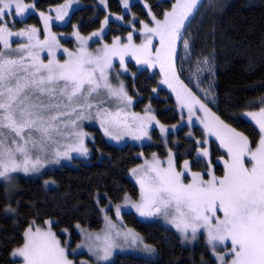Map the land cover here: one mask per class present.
<instances>
[{"label": "snow or ice", "instance_id": "1", "mask_svg": "<svg viewBox=\"0 0 264 264\" xmlns=\"http://www.w3.org/2000/svg\"><path fill=\"white\" fill-rule=\"evenodd\" d=\"M74 3L76 0H68L57 8L55 19L65 22ZM124 3L127 7L128 0ZM200 3L201 0H176L171 11L164 13L163 20L152 16L154 26L143 24L142 35L146 39L140 45L133 43L132 33H129L127 43H121V37H116L111 45L104 44L95 53H90L87 50L89 41L100 36L103 28L88 38L77 32L76 39L81 47L77 52L64 49L68 59L63 63L56 59L60 45L51 32L52 17L40 13L44 21L43 40L39 39L35 27L13 32L6 23H0V181H8L13 174L20 172L25 175L38 173L48 163H59L61 158L72 159V153L86 156L89 151L84 143L87 133L81 124L92 119L94 109L106 135L116 140L122 138V133L132 134L136 139L147 136L146 121L154 120V116H140L119 108L113 112L103 107L113 100L125 106L132 104L123 82L115 87L109 78L113 59L118 57L123 68L125 57L130 54L137 64L159 65L164 75L162 83L176 93L181 109L187 108L190 120L199 106L204 113L201 123L205 131L220 141L229 157L224 162L223 177L218 178L209 171L207 180L204 179L205 173L191 172L187 160L184 170L177 171L171 154L167 168L162 167L159 160L151 164L146 162L148 173L137 180L140 200L131 203L130 207L143 218L164 216L185 240L189 231L195 239L203 229L220 264H229L227 256L232 257L230 264H264V107L258 112L247 113L261 134L253 149L248 137L224 124L193 95L177 70L178 42L183 41L186 55L190 57L191 46L183 32L195 18ZM32 8L33 5H26L22 0H0V20L13 11L14 22L26 18ZM107 23L108 18H105L104 24ZM14 36L26 38L27 43L13 48L10 38ZM153 37L159 38V47L154 53ZM45 50L49 57L46 63L41 58ZM208 63L205 57L203 64L207 66ZM203 70L197 67L198 72ZM206 70L211 72L210 68ZM133 124L136 125L135 131ZM160 130L162 133L167 131L163 126ZM203 142L197 141L198 144ZM208 155L207 149H201L197 158ZM245 157L251 167L246 166ZM189 173L191 182L185 183L184 177ZM125 200L130 198L126 196ZM14 211L5 209L6 213ZM121 211L118 205L117 216ZM218 211L223 213V218L217 215ZM45 223L50 225L52 222ZM33 225L34 222L26 229L23 245L14 249V258L22 257L24 264H73L50 227L48 230L40 227L33 230ZM120 238L137 247L143 243L134 231H120L109 220L104 235L87 234L84 246L97 262H106L119 247L117 241ZM225 241L231 242V249L224 255H217L215 249ZM143 248L148 255L155 252L147 244Z\"/></svg>", "mask_w": 264, "mask_h": 264}, {"label": "trees", "instance_id": "2", "mask_svg": "<svg viewBox=\"0 0 264 264\" xmlns=\"http://www.w3.org/2000/svg\"><path fill=\"white\" fill-rule=\"evenodd\" d=\"M64 1L35 0V6L44 11ZM173 1L130 0V8L125 11L120 0H105L106 9L102 0H80L81 5L73 9L67 23L56 26L55 30L89 34L101 27L108 11L123 19L108 18V31L104 35L108 41L113 35L123 36L134 28H141L143 23L151 22L152 16L162 18L172 8ZM25 20L38 21L35 14ZM135 37L138 39L139 35ZM184 37L191 47L190 57L183 43L178 49L176 65L180 79L210 104L224 122L241 130L254 144L258 131L240 112L258 108V100L264 96V0H201ZM66 43L74 44L72 38ZM205 57L209 61L207 66L203 64ZM128 63L135 76H126L125 83L130 94L137 98L135 107L152 106L161 122H177L180 116L173 96L159 84V74L148 69L137 70L133 63ZM197 67L205 70L198 72ZM95 131L100 152L95 149L89 160L75 158L71 165L53 166L46 172L51 182L23 173L13 174L10 180L0 182V264L20 263L11 253L21 245L23 231L32 220L43 225L46 219H52V228L62 240L61 232L69 229L76 241L78 233L73 230L76 223L90 229L101 226L99 204H105L108 199L119 202L125 195L137 197L138 187L127 173L140 161L139 150L146 155L157 146L138 147L130 143L116 146L105 142L100 132ZM181 132L182 146L187 147L192 141L184 138ZM213 147L215 153L221 152L217 146ZM6 208L15 211L6 213ZM123 215L126 223L138 230L158 253L154 258L117 255L111 264L215 263L205 244L185 247L172 229L156 221L139 220L132 212Z\"/></svg>", "mask_w": 264, "mask_h": 264}, {"label": "rangeland", "instance_id": "3", "mask_svg": "<svg viewBox=\"0 0 264 264\" xmlns=\"http://www.w3.org/2000/svg\"><path fill=\"white\" fill-rule=\"evenodd\" d=\"M120 1H121V5L123 7V10H125V11L129 10L130 0H128L127 7L125 6L124 0H120ZM22 2L26 5H33V8L30 10V14L27 15L26 18L29 17L30 15L35 14L37 16V20H38L37 22L26 21L25 20L26 18H18L14 22L12 19V16L14 15V11H13L11 14L4 17L3 20H0V23H6L9 26V30L13 31V32L19 31L21 29H28L30 27H35L36 29H38L39 39L43 40L44 36H45L44 21L40 16V13L43 12L46 16L52 17L51 32L56 35V37L59 41L60 47L56 50V59L59 60L61 63H63L65 60L68 59L67 54L63 51L64 49H67L69 52H77L79 50L81 45H80V42L76 39V35H75V33H77L76 30H73L71 33H68V34L63 32L62 30H58V29L55 30L56 26L61 27L67 23V19L69 16L65 18V22L57 21L55 19V17L57 15L56 9L59 8L61 5L67 3L68 0H66L62 3H59V4H55L54 6H49V7L45 8L44 11L36 9L35 0H22ZM102 2H103V7L106 9L105 0H102ZM175 2H176V0L173 1V4ZM80 5H81L80 0H76V3H74L69 8V15L73 11V9L77 8V6H80ZM171 9L167 10V12L171 11ZM110 17H113L119 21H121V19H122V18L120 19V16L112 15L107 11L106 16L103 18L104 19L103 23L99 29L92 30L89 34H82V33L78 32L81 37L88 38V37H92V33L100 32L101 29L103 28V32L100 36L92 37V39L89 41V43L87 45L88 52L95 53V51L98 48H102L104 44L111 45L116 37H121V43H127L128 42L127 37L129 35V33H132L133 43L136 45H140L146 39V37L144 35H142L143 24L146 23V24H148L149 27L154 26V24L152 22V18H151V22L143 23L141 28H139V29L134 28L127 35H123V36L113 35L111 37V39L107 41L104 39V35L108 31L107 30L108 23L104 24V21H105V18H110ZM163 18H164V15L162 16V18H156V19L163 20ZM122 21H123V19H122ZM183 34H185V30H184ZM136 35H139L138 39L135 37ZM69 38H72L73 43H74L73 45H69L66 43V41ZM10 40H11L13 48L19 47V45L22 43H27L26 38H22V37H15L14 36V37H11ZM182 43H183L182 40L178 42V49H179L180 45H182ZM153 45H154V47L152 48V51L154 53L155 48L159 47V38L158 37H153ZM41 58L44 60L45 63L47 62L49 57L47 55L46 50L41 53ZM128 62L133 63L137 70H141V69L147 70L148 69L149 71H155L159 74V84H161V86L163 88H165L168 91V93L173 96L174 103L176 105V110L178 112V115L180 116V119L177 122H173L172 124H166V123L161 122L156 117V115L152 109V106L146 105L141 109L135 107L137 104V101H136L137 98L135 96H133L132 94H130L128 87L125 83V77L126 76H128V75H131L133 77L135 76V74H134L135 72L130 69ZM124 69H127V71L125 72ZM109 78H110L111 83L115 87H118L120 82H123L128 96L131 97V99H132V104L130 106H125V105L119 104L117 101L113 100L110 103H105L103 105V107L108 108L109 110H111L113 112H115L119 108V109H123V111H125V112L136 113V114H139L140 116H145V115L154 116L155 117L154 120H152L150 122L146 121V123L148 124L147 136L143 137L142 139H136L135 136L132 134L122 133V138L120 140H116L112 136L106 135L104 128L101 127L100 120L95 116L96 110L94 109L92 112V119L84 120V121H82V124H81L82 130L85 133H87V136L85 137L84 143H85V147H87L89 150L88 154L86 156H81L78 153H72L71 154L73 157L72 159L61 158L59 163H48L45 165L44 168H42L40 170V172L31 173L30 175L38 176V177L41 176L44 178L43 180L49 181L51 178L46 176V172H48V170L51 169L53 166L58 167L59 165H62V164H67V165L70 164L71 165V164H73L75 158L76 159H82V160L91 159L94 155L93 151L95 149L100 152V150L97 146V142H96V131L95 130H97L100 132V134H101V136L105 142L111 143V144L116 145V146L117 145H125L128 143L136 145L138 147L139 146L142 147V146H146V145L147 146H150V145H156L157 146L156 148L152 149L151 152H149L146 155L143 151L139 150L140 152L138 153V157L140 158V161L136 165L129 168V171L127 173L129 178H131L132 181L134 182V184L138 187V195H137V197L125 195V196H123L124 198L119 200V202H112L110 199H108V201L102 205L99 204L100 198H98L99 196L97 195V203L99 204V209L101 211V218L103 220L102 224L98 229H90L88 227L80 225L79 223H76L73 226L74 232L78 233V239L76 241L73 240V237L71 234L72 232L69 229H65L61 232V234L64 235V238L62 240L60 235L57 234L56 231H54L52 228V225L54 223V220H52V219H46L45 220V221H51L52 223L50 225L46 224L45 221H44L43 225H39L32 220L30 224H33V222H34L33 230L35 229V227H40L43 230H48L50 227L51 231L56 235V238L61 242V246L65 247L66 253L68 254V259L73 261V264H82V262H84V264H111V262L114 260V258L117 255H122V254H129V255H136V256H141V257L154 258L158 253L156 251V248H154V246L147 243L143 239L142 235L138 232V230H136L134 227L129 226L126 223V219H124V215H123L124 213H131L132 212L135 215V217L138 218L139 220L152 221V222L156 221L157 223L161 224L162 226L172 229L174 231V233L180 239L181 244L185 247L189 246L192 248V247L199 245V243L205 244L210 249V258H212L215 261L214 264H220V262L216 260L214 254H213L212 247L207 243L206 231L201 229L198 232L197 237L195 239L192 238L191 232L189 231L187 233L188 239L185 240L183 238V235L181 234V232L178 231L177 228L173 224L169 223L168 220L164 216L152 217V218L140 217L139 213H137L134 208L130 207V204L131 203H138L140 200V184L137 182V180L139 178L145 176L148 173V168H147L146 162L148 164H151V163H153L154 160H159V161H161V166L164 168H167L168 167L167 161L169 159V155L171 154V158L173 160V163H174L177 171H183L184 170V162L187 160V161H189L190 171L191 172L205 173L204 179L207 180L210 178L208 175H206V173H208L209 171L213 172L218 178L223 177V175H224V162L229 159L227 150L225 148L221 147L220 141L215 136L210 135L205 131L204 125H203V123H201V121L204 119V113L199 110V106H196L195 115H193L191 117V120L189 119V112H188L187 108L181 109V106L177 100L176 93L173 92L172 89H170L166 84L162 83V80L164 79V75H163V73H161L160 67L158 64L155 65L154 67H149L147 64H137L136 60L129 54L125 57V64L122 68L121 64L119 62V58L117 57V58L113 59V68L111 70H109ZM184 85L190 90V88L187 86L186 83H184ZM192 93H193V95H195L197 97V99L200 100L201 103L205 104V106L210 110L211 113H214L216 116H218L220 118V120H222V118L214 111L213 107L210 104L203 101L197 95V93H194V92H192ZM262 99H264V96L261 97L260 100H258V102H259L258 108L249 109V111L246 110V111L240 112L241 116L246 121L251 122V124H253L254 127L256 128V130L258 131L259 136L256 139V141L254 142V144L251 143L250 138L248 136H246L241 130L236 129L233 125H230V124H228L222 120L224 122V124L228 125L230 128H233V129H235V131L242 133L244 136L248 137L250 147L253 149H255L256 145L258 144L261 134L259 132L258 125H256L255 121H253L251 119V117H249L247 115V113L258 112L261 107H264V103H261ZM129 123L130 124L132 123L131 117H129ZM161 126H163L167 131L162 133L160 130ZM132 127H133V130L135 131L136 125L133 124ZM183 127H185V128L183 129ZM182 129H183V131H182ZM180 132L182 133V136L184 138L192 141V143H189L187 145V147L182 146L183 140L179 136ZM136 135H139V133L136 132ZM197 141H204V142L198 144ZM213 145L215 147L217 146L221 152L218 154L215 153L214 152L215 148L213 147ZM201 149H207L209 155L206 157L197 158V153ZM49 159H51V156H49ZM245 162H246L247 167H251V163L249 162L248 157H245ZM134 169L137 170L135 173L133 172ZM20 173H22V172H20ZM27 175H29V174H27ZM50 182H51V180H50ZM184 182L185 183L191 182L190 173L186 174V176L184 177ZM44 183H45V181H44ZM126 196L128 198H130L129 201L125 200ZM118 205L121 206V208H122V211H121L119 216H117V213H116V208ZM125 205H127V206H125ZM217 215L220 216L221 218H223L222 212L218 211ZM106 217H107V219H106ZM109 220H111L112 223L115 224L117 229L120 231H127V230L134 231L141 238L143 243L140 244L139 247H137V246L132 245L130 241L126 243L123 240V238H120L117 241V243L119 244V247L113 250V255L110 257L109 261L97 262L93 253L88 250V247L84 246L87 243L85 237L89 233L93 234L94 236L95 235L103 236L104 233L108 230V221ZM29 225L25 228V230L23 231V234L25 233V231L29 227ZM23 243H24V238H23L21 245H19L18 247H21L23 245ZM144 244H147V245L151 246L152 248H154L155 252L151 255L146 254L144 252V248H143ZM78 245H80L81 247H78ZM18 247H16V248H18ZM16 248H14V249H16ZM14 249L12 250V253H13ZM230 249H231V242L225 241L223 245L217 246V248L215 249V252L217 255H224ZM12 253H11V256H12ZM15 259L19 260V262H20L19 264H24L22 257H15ZM226 259L230 264L232 257L227 256Z\"/></svg>", "mask_w": 264, "mask_h": 264}]
</instances>
